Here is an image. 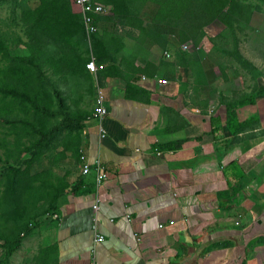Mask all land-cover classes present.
<instances>
[{"label":"crops","instance_id":"crops-1","mask_svg":"<svg viewBox=\"0 0 264 264\" xmlns=\"http://www.w3.org/2000/svg\"><path fill=\"white\" fill-rule=\"evenodd\" d=\"M108 14L96 17L97 36ZM65 25L64 51H83ZM108 28L95 60L101 71L88 72L95 86L80 122L85 161L69 174L78 188L32 223L35 235L17 256H31L29 264H264V84L224 93L212 71L194 73L199 54L190 64L183 44L170 39L164 61L138 57L115 37L121 28ZM144 43L153 53L154 43ZM96 85L108 109L105 138L89 118ZM97 161L109 173L99 187L93 167L83 173ZM96 198L102 242L92 227Z\"/></svg>","mask_w":264,"mask_h":264},{"label":"rangeland","instance_id":"rangeland-1","mask_svg":"<svg viewBox=\"0 0 264 264\" xmlns=\"http://www.w3.org/2000/svg\"><path fill=\"white\" fill-rule=\"evenodd\" d=\"M43 1L0 0V38L5 39L4 51L6 49L8 55H4L9 58L2 60L0 55V199L5 192V178L2 176L8 162L22 170L27 179L35 177L33 191L36 195L49 191L45 190L49 182L56 183L61 178L69 182V174L77 165L81 151L76 154L69 152L68 147L72 146L76 133L69 128L79 126L83 117L89 115L94 96V80L85 78L81 67L90 56L99 57L101 41H105L106 34L113 35L107 32L112 25L122 31L115 37L130 44L125 51L138 57L148 58L154 54L164 61L170 39L188 45V50L181 53L182 57L191 64L199 54L195 67H192L194 73L204 75L212 71L218 80V88L224 93L232 91L231 84L242 88L248 86V82L251 85L254 81L264 84L263 1L239 0L230 5V9L234 7L237 13L229 10L222 16L225 20H221L216 17L218 3L214 0L202 3L203 9L198 5L202 0H194L189 3L192 9L185 8L172 17L162 10L160 13L161 5L167 0H101L109 14L99 26V35L95 41L92 39L89 45L82 47V38L85 40V37L71 25V32H74L72 43L80 44L83 51H70V54L64 51L61 42L66 35L60 34V30L64 33L65 24L69 21L77 23V18L80 20L78 11L73 8L72 0H68L62 22L56 24L51 20L48 23L46 19H38V9ZM213 10L216 13L213 14ZM125 27L136 28L137 32L126 33ZM144 42L154 43L151 44L153 53L151 48L142 46ZM136 43H140L139 46ZM11 63L30 71L14 75ZM200 65H206L209 71H203L204 66L201 71ZM229 76L233 78L232 82ZM59 94L64 98V105L58 101ZM58 126L63 129L56 141L62 145H50L48 150L29 155L28 164L25 163L27 157L23 152L38 139L39 132ZM21 153L23 158L17 160ZM40 179L46 182L40 184ZM43 203L41 199L34 204L37 211ZM26 205L28 211H34L30 204ZM42 217L31 222L38 223ZM12 222L0 207L2 235H8ZM35 229L29 228L24 232V240L33 237ZM2 246L0 242V259L5 252ZM21 250L8 264H29L32 261L26 253L17 256ZM26 251L31 253L28 246Z\"/></svg>","mask_w":264,"mask_h":264},{"label":"trees","instance_id":"trees-1","mask_svg":"<svg viewBox=\"0 0 264 264\" xmlns=\"http://www.w3.org/2000/svg\"><path fill=\"white\" fill-rule=\"evenodd\" d=\"M3 1H9V0H3ZM99 3H101L103 6L104 4L101 2V0H97ZM148 1V0H146ZM194 0H167L163 2V6L161 5L160 13L162 10V13H165L166 15L172 17L173 14L177 12H181L182 10L192 9L190 2H193ZM217 1L218 4H216L217 7V14L216 17L220 18L221 20H225L222 16L225 14V12H233V14H236L237 11L234 7L230 9L231 4H235L236 2H239V0H214ZM263 1L264 0H260ZM207 2V0H202L201 5L199 9L202 8V3ZM73 3V0H72ZM209 3H212L210 1ZM68 0H44L43 5L39 7L38 13L40 14L39 20H45L48 21V23L53 20L58 23L62 22L63 16H64V10L65 8L68 9ZM126 5V4H125ZM206 5V4H205ZM127 6V5H126ZM105 7V6H104ZM128 7V6H127ZM205 7V6H204ZM213 14L216 13V10L212 11ZM79 14V13H78ZM80 18L81 15L79 14ZM76 20V19H75ZM81 20V19H80ZM77 18V23H72L69 21V25L77 27L80 32V34L85 37L84 28L82 21L79 22ZM64 22V21H63ZM74 33V32H73ZM97 35L92 36L93 41H95ZM86 39V38H85ZM91 39V41H92ZM4 38H0V55L2 57V60H7L5 55H8L7 50L5 48ZM88 44V43H87ZM183 56V55H182ZM183 58V57H182ZM96 62H99V58L95 57ZM89 60V59H88ZM88 60L82 65L81 69L83 73H85V78H91L90 74H88V70L86 69V64ZM11 70H13L14 75H19L21 72H29L30 69L11 63ZM98 66H100L98 64ZM74 68V67H73ZM9 69V68H8ZM85 69V71H84ZM10 70V71H11ZM101 71V70H100ZM99 72V71H98ZM58 101L64 105V98L62 94L57 97ZM90 114V113H89ZM88 115H85L83 119H85ZM82 119V120H83ZM63 127H55L52 129L45 128L43 131L39 132L38 139L32 144V146L26 148L24 150V154L21 153L19 158L27 157L25 158V163L28 164L27 159L29 155H37L41 151H45L49 149L50 145H56L61 146L62 144L57 140V136L62 131ZM75 130V136L73 137L72 146L68 147L69 152L71 153H78L80 148L82 147L83 139H81V133L82 125L79 123L76 126H70L69 128ZM72 138V137H70ZM32 153V154H31ZM23 155V156H22ZM81 155V154H80ZM80 155L78 154V160L80 158ZM26 164V165H27ZM28 167V166H26ZM22 171V170H21ZM20 169H17L16 166H13L8 162L5 164L4 174L2 178H5V192L2 199H0V207L4 209V216L5 217H11L12 224L9 225V233L8 235H2L0 233V242L3 243V249L5 252H3V257L0 259V264H8L11 260V258L24 246V232L28 231L29 228H31V224L35 222H31V220H37L43 216L45 213H53L57 211L58 209V202L59 199L66 194L68 191H76L77 186L72 185L70 182L64 180L61 178L58 179V182L52 183L49 182L48 185H46L45 190L40 195H36L33 191V181L35 180V177L32 179H27V175L24 172H21ZM1 174V172H0ZM39 180V178H38ZM42 184L43 182H46L45 180H41ZM43 200L44 203L42 206L36 210V206L34 204L37 201ZM26 204H30L34 208V211H28V206ZM31 222V223H30ZM30 223V224H29ZM30 226V227H29Z\"/></svg>","mask_w":264,"mask_h":264},{"label":"built area","instance_id":"built-area-1","mask_svg":"<svg viewBox=\"0 0 264 264\" xmlns=\"http://www.w3.org/2000/svg\"><path fill=\"white\" fill-rule=\"evenodd\" d=\"M75 7L81 15V20L84 28L85 38L88 44H90L92 36L96 35L98 32V28L96 26L95 19L97 16L102 15L105 12V7L99 3L97 0H73ZM182 48L184 50H188V45L183 44ZM169 56V53H167ZM102 66H98L95 62V58L91 56L90 60L86 64V69L91 73L94 77H96L98 70H100ZM159 84L165 83L164 80H159ZM108 115V109L105 105V96L100 86L96 85L94 103L92 114L89 118L97 120L99 126V134L101 138H105L107 136V131L104 127V121ZM80 160H84L83 151H80ZM94 168L95 172V180L96 185L99 187L108 177L109 173L105 169V167L101 164L100 161L95 162L93 165L84 163L83 165V173L91 172ZM99 199L96 198V201L93 204V209L95 212L94 221L92 224L93 230L95 231V240L103 241L104 235L98 233L99 231V222H98V211H99ZM57 217V215H54ZM32 226V224L30 225Z\"/></svg>","mask_w":264,"mask_h":264}]
</instances>
